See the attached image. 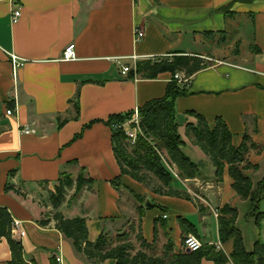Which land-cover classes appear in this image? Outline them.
Returning <instances> with one entry per match:
<instances>
[{
    "label": "crops",
    "instance_id": "0c3cea01",
    "mask_svg": "<svg viewBox=\"0 0 264 264\" xmlns=\"http://www.w3.org/2000/svg\"><path fill=\"white\" fill-rule=\"evenodd\" d=\"M136 31L144 37L137 40ZM70 44L78 59L64 62ZM175 52L208 64L189 79V93L176 102L183 153L213 167L187 136V127L197 123L192 113L212 127L221 118L234 146L244 134L258 146L248 154L249 162L261 167L251 177L255 189L264 175V0H0V207L22 222L14 238L22 241L29 264H51L56 255L62 264H89L52 220L50 191L64 173L74 180L84 173L94 181L80 193L74 185L59 210L68 219H85L91 241L103 233L112 239L127 233L136 253L142 249L141 233L153 248L144 251L150 255L185 254L183 219L195 226L193 235L203 244H221L232 253L233 243L223 245L219 238L218 219L206 208L201 211L182 182L170 187L192 200L157 194V184L123 175L114 154L110 118L164 97L171 81L170 74L155 80L124 76L121 68ZM28 128L36 133L23 134ZM7 184L23 195L7 192ZM232 185L226 177L203 196L213 211L225 205L238 210L246 251L254 252L264 243V221L259 226L255 218L247 219L250 201H242ZM46 219L51 222L43 226ZM11 258L6 238L0 239V264Z\"/></svg>",
    "mask_w": 264,
    "mask_h": 264
},
{
    "label": "trees",
    "instance_id": "16d2710c",
    "mask_svg": "<svg viewBox=\"0 0 264 264\" xmlns=\"http://www.w3.org/2000/svg\"><path fill=\"white\" fill-rule=\"evenodd\" d=\"M207 65V61L201 57H192L178 52L165 58L142 60L136 63L135 70L130 72L131 77L137 75L142 79L155 80L161 75L170 74L171 81L164 97L150 101L139 109L141 133L137 134L135 144L130 141L126 127L123 128L133 120L134 111L128 112V114L114 115L107 122V125L113 129L114 154L117 156L123 175L131 176L134 180L147 184V186L157 184V187L153 189L157 194L192 200L189 193H183L170 187L176 178L166 168L160 152L165 151L168 154L170 161L178 168V176L181 180L194 179L199 175L201 170L199 165L183 153L182 148L185 144L179 133L177 122L176 102L189 93V88L187 84L181 85L175 76L184 73L186 78L190 79L198 72L207 69ZM75 100L74 104L78 115V96ZM192 114L197 123L187 127V136L211 159L217 174L223 175L228 169L236 194L242 201L248 199L251 201L252 209L247 217H257L260 226V221L264 219L260 208L264 201V180L259 184L258 189L253 191L252 180L244 171L258 170V167L246 164L243 169L241 168L250 148L257 149L258 146L252 143L248 134H244L243 142L236 147L233 144V134L221 118H218L212 127L203 115ZM134 126V123L131 122V129ZM93 182L92 179L86 178L84 173L76 180L69 174H61L59 180L53 185L54 188L50 191L49 197L54 210L52 220L56 223L57 229L62 232L66 240L72 243L75 253L83 257L89 264H105L107 260H114L116 264H202L204 259L215 264H264L263 241L261 240L255 245L254 252L246 251L244 238L236 223L238 210L230 205H225L222 208V215L218 219L219 238L222 244L233 243L230 255L217 250L216 246L205 244L197 252L173 255L170 250L165 252L163 257L153 256L144 252L153 248L143 240L141 233L137 239L142 242V249L136 253H133L135 245L131 235L127 233L118 235L115 239L103 233L96 241H91L85 219L80 217L68 219L59 210L65 203L68 190L72 189L74 185L77 186V193H80L83 188ZM5 189L7 192L13 191L15 194L23 195L20 190L8 184ZM136 198L142 203L145 201L144 198L138 196ZM50 222L51 219H46L41 224L46 226ZM179 222L187 235L196 234L194 225L183 219H180ZM13 223L14 219L8 208L0 207V239L6 238L10 245L12 258L9 264H29L24 257L22 241L14 238ZM51 264L59 263L53 257Z\"/></svg>",
    "mask_w": 264,
    "mask_h": 264
},
{
    "label": "rangeland",
    "instance_id": "374dc122",
    "mask_svg": "<svg viewBox=\"0 0 264 264\" xmlns=\"http://www.w3.org/2000/svg\"><path fill=\"white\" fill-rule=\"evenodd\" d=\"M131 122H133V121H131ZM131 122H128V124H126L125 126H123V128L126 127V130L127 131L128 130H132L131 127H130ZM160 154L162 155L163 163L165 164L166 168H168V170L170 171V173L172 175H174V177L176 178L175 180L177 182L180 181V182L183 183V186L194 197L195 202L199 206V208L201 209V211H203L202 210V207H203V209L206 208V209H208L211 212L213 218H215L216 220L219 219L221 217V215H222V209H220V210L219 209L218 210H215L214 209V211L211 210L210 209V206H209L207 200L205 199V197L203 196V194H205L206 191H212L211 189H214L212 186L216 185L219 182V180L225 179L226 177L228 179H230L231 177L229 176L228 169H226V171L224 172L223 175H219V174L216 173V170L214 171V169H216V168L210 167L209 165L206 166V164L204 162L203 163L201 162V163L198 164L201 170L199 172V175L196 178H194V179H187V180H181L179 178V176H178V168H176V166L170 161L168 154L166 152H160ZM246 164L253 165L252 163L249 162L248 155L246 156V160H245L244 164L241 165V168L243 169L244 168V165H246ZM253 166H257L258 167V170H245L244 171V173L248 177H250V180H251L252 175H254V173H257L260 170V168H261L259 164L258 165H253ZM263 180H264V175H263L262 180L259 182V184ZM259 184L254 189V185H253V181H252L253 191H256L258 189ZM248 200L250 201V199H248ZM250 208H251V201H250ZM260 208H261V212L264 214V212H263V209H264V201L261 203ZM251 209L249 210V213H250ZM251 218H255L256 219V222H257V219H258L257 217H251ZM247 219H250V218L247 217ZM263 221H264V219H262L260 221L261 222L260 223L261 225L263 224ZM257 224H258V222H257ZM189 235H186L184 237V239L187 238ZM191 235H193V234H191ZM193 236H195V235H193ZM200 241H201V239H200ZM204 245H205V243H204ZM217 250H221V251L225 252L222 249V247H221V249H218L217 248ZM225 253L227 254V252H225Z\"/></svg>",
    "mask_w": 264,
    "mask_h": 264
},
{
    "label": "built area",
    "instance_id": "2783aa9c",
    "mask_svg": "<svg viewBox=\"0 0 264 264\" xmlns=\"http://www.w3.org/2000/svg\"><path fill=\"white\" fill-rule=\"evenodd\" d=\"M20 16H21V11L20 10H16L14 12V14H13L14 21H18L21 18ZM143 37H144V34L141 31H136V39L137 40H139V39H141ZM62 58H63L62 60L64 62L76 61L78 59L77 54H76V45L75 44L68 45V47L63 52ZM12 60H14L15 65H17L18 60L16 59V57H12ZM135 65H134L133 68H131L130 66H127V65L123 66L121 68L122 75H124V76L129 75L132 70H135ZM175 79L180 84H182L183 86L186 85V84L187 85L189 84V79L186 78L184 73L183 74H180V73L177 74L175 76ZM134 112H135V115H134V118H133L132 121H133L135 126H134V128L132 130H128L127 131V135L130 138V141L132 142V144L136 143L137 134L139 132L141 133V128L139 127L140 112H139L138 109L135 110ZM7 115H9V116L12 115V111H8ZM21 131L25 135L36 133L35 130L29 129V128L28 129H23ZM21 226H22V222L21 221H19V220L14 221L13 227H12L13 234L14 233L17 234L18 230H20ZM184 246H185L186 251H188V252H197V251L201 250L204 247V244L202 243V241H200V239H198L195 236L190 234L187 238H185ZM217 248L221 249V244H219L217 246ZM55 258H56V260H57V262L59 264H62V258L60 256L56 255Z\"/></svg>",
    "mask_w": 264,
    "mask_h": 264
},
{
    "label": "water",
    "instance_id": "95a60500",
    "mask_svg": "<svg viewBox=\"0 0 264 264\" xmlns=\"http://www.w3.org/2000/svg\"><path fill=\"white\" fill-rule=\"evenodd\" d=\"M153 207V204L151 203V201L149 200L147 203H146V208L148 209H151ZM187 253H190L187 251Z\"/></svg>",
    "mask_w": 264,
    "mask_h": 264
}]
</instances>
